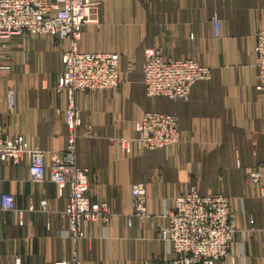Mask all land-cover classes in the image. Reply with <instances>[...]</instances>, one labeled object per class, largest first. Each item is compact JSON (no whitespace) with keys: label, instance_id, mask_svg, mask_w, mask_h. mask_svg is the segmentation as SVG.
Segmentation results:
<instances>
[{"label":"crops","instance_id":"0c3cea01","mask_svg":"<svg viewBox=\"0 0 264 264\" xmlns=\"http://www.w3.org/2000/svg\"><path fill=\"white\" fill-rule=\"evenodd\" d=\"M93 2L79 48L119 52L123 80L114 89L76 93L82 111L78 163L90 169L89 196L106 201L113 217L90 222L86 237L66 234L69 187L61 190L49 176L34 181L26 159L0 160V264H55L76 251L83 264L174 257L160 228L175 195L189 184L233 201L238 230L233 254L222 264H264V91L257 88L254 55L264 0ZM148 46L196 58L211 66L212 76L197 81L188 98L151 97L143 71ZM69 47L68 38L45 34L0 39V130L47 150L48 164L67 146V95L56 85ZM153 109L177 115L180 141L146 151L124 148L120 137L134 135L136 120ZM248 167L260 171L259 182L248 179ZM134 183L146 187L150 216L144 220L133 213ZM7 196L12 206L5 208Z\"/></svg>","mask_w":264,"mask_h":264},{"label":"built area","instance_id":"2783aa9c","mask_svg":"<svg viewBox=\"0 0 264 264\" xmlns=\"http://www.w3.org/2000/svg\"><path fill=\"white\" fill-rule=\"evenodd\" d=\"M92 3L93 0H0V39L30 33L70 40V47L62 56L64 68L56 85L58 92L66 93L68 101L65 108L66 148L54 152L48 164L47 150L32 146L22 134L9 136L0 130V160L19 164L26 159L34 181L49 176L61 190L69 187L70 200L65 209L69 226L65 232L76 239L87 236L90 222L103 220L109 223L113 217L106 201H93L88 195L90 169L78 163L82 111L76 93L114 89L123 80L118 52L82 51L79 48L82 28L88 20ZM215 25L219 33V19H215ZM256 38L257 88L264 91V28L256 32ZM143 70L147 94L173 100L188 98L197 81L209 79L212 75L210 66L193 57L167 56L159 46L145 49ZM10 101L13 104L12 91ZM135 129L134 135L120 137L119 142L124 148L130 149L132 145L140 151L167 148L178 143L182 136L177 115L161 110L145 111L136 120ZM248 173L250 181H260L258 171L250 168ZM145 197L144 183H135L131 205L134 214L142 220L150 216ZM5 199L7 202L3 206H12V197ZM165 212L168 223L161 226L160 234L175 256L156 259L149 264H222L223 259L232 256L238 226L229 195L218 191L203 194L197 184H189L175 195L173 205ZM55 264H83V260L76 251L71 260L58 259Z\"/></svg>","mask_w":264,"mask_h":264},{"label":"rangeland","instance_id":"374dc122","mask_svg":"<svg viewBox=\"0 0 264 264\" xmlns=\"http://www.w3.org/2000/svg\"><path fill=\"white\" fill-rule=\"evenodd\" d=\"M149 47V46H148ZM147 48V47H146ZM145 48V49H146ZM164 51V50H163ZM116 52V51H115ZM119 53V52H118ZM165 53V52H164ZM120 54V53H119ZM166 55V54H165ZM196 59V58H195ZM199 61V60H198ZM200 62V61H199ZM206 65V64H205ZM120 66H121V64H120ZM209 66V65H208ZM211 67V66H210ZM144 71V70H143ZM212 76V75H211ZM123 78V77H122ZM121 84V83H120ZM117 88V87H116ZM154 110V109H153ZM149 111V110H148ZM166 112V111H165ZM136 133V132H135ZM132 136V135H131ZM177 144V143H176ZM163 148H165V147H163ZM168 148V147H167ZM158 149V148H157ZM160 149V148H159ZM252 169V170H254V171H258V173L260 174V171L258 170V169H256L255 167H248V169H247V175H248V179L250 180V178H249V173H248V170L249 169ZM89 184H90V181H89ZM135 184V183H134ZM133 184V185H134ZM145 185V184H144ZM133 187V186H132ZM90 189V188H89ZM89 195V194H88ZM177 195V194H176ZM91 198V197H90ZM145 199H146V197H145ZM99 202H101V201H99ZM145 204H146V200H145ZM147 207V206H146ZM147 212H148V209H147ZM133 213H134V210H133ZM166 213V212H165ZM234 213H235V208H234ZM148 214H149V212H148ZM136 215V214H135ZM138 216V215H137ZM166 216V215H165ZM167 217V216H166ZM168 218V217H167ZM235 220H236V224H237V219H236V214H235ZM168 223V222H167ZM164 225H166V224H164ZM163 226V225H162ZM160 233H161V228H160ZM161 235V234H160ZM228 257H230V256H228ZM227 258V257H226ZM71 260V259H70ZM221 263H222V261H221Z\"/></svg>","mask_w":264,"mask_h":264}]
</instances>
